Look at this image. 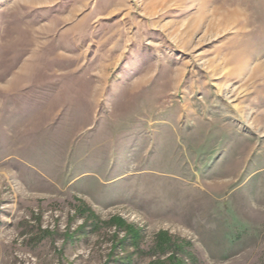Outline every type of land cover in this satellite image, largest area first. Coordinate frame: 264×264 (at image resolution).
I'll return each instance as SVG.
<instances>
[{
  "label": "rangeland",
  "instance_id": "1",
  "mask_svg": "<svg viewBox=\"0 0 264 264\" xmlns=\"http://www.w3.org/2000/svg\"><path fill=\"white\" fill-rule=\"evenodd\" d=\"M0 264H264V0H0Z\"/></svg>",
  "mask_w": 264,
  "mask_h": 264
}]
</instances>
